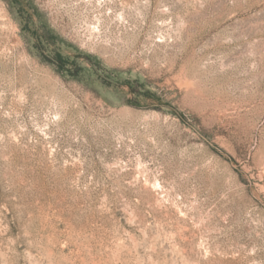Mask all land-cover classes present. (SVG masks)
<instances>
[{
	"label": "rangeland",
	"instance_id": "rangeland-1",
	"mask_svg": "<svg viewBox=\"0 0 264 264\" xmlns=\"http://www.w3.org/2000/svg\"><path fill=\"white\" fill-rule=\"evenodd\" d=\"M0 264H264V0H0Z\"/></svg>",
	"mask_w": 264,
	"mask_h": 264
},
{
	"label": "trees",
	"instance_id": "trees-1",
	"mask_svg": "<svg viewBox=\"0 0 264 264\" xmlns=\"http://www.w3.org/2000/svg\"><path fill=\"white\" fill-rule=\"evenodd\" d=\"M58 58H60V57H58Z\"/></svg>",
	"mask_w": 264,
	"mask_h": 264
}]
</instances>
